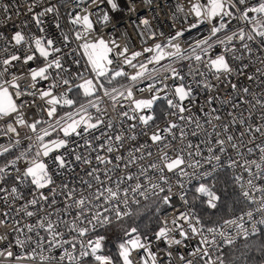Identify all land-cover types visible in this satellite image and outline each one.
<instances>
[{
  "label": "snow or ice",
  "instance_id": "snow-or-ice-1",
  "mask_svg": "<svg viewBox=\"0 0 264 264\" xmlns=\"http://www.w3.org/2000/svg\"><path fill=\"white\" fill-rule=\"evenodd\" d=\"M187 5L169 35L133 21L131 50L113 33L132 0H0V264H161L155 246L191 240L181 264H227L237 240L264 264V0ZM229 185L248 207L205 223L194 205ZM165 208L151 236L135 226Z\"/></svg>",
  "mask_w": 264,
  "mask_h": 264
},
{
  "label": "built area",
  "instance_id": "built-area-1",
  "mask_svg": "<svg viewBox=\"0 0 264 264\" xmlns=\"http://www.w3.org/2000/svg\"><path fill=\"white\" fill-rule=\"evenodd\" d=\"M4 2H10V0H4ZM52 2L55 3L56 0H52ZM132 4L135 6V9H136L135 12H130L128 6H123L122 11L116 14V17L119 20V24H118L119 31L113 33V35L120 38V41L122 44L125 41H127L130 45L131 50H138L144 44V40L139 35H137L140 29H138L132 23L133 21H135L136 24H139L141 20L147 19L150 21L151 30L163 31L165 35H169L174 31V29L172 28L173 20L171 19V16L175 10L176 5L177 4L184 5L185 10H187V6H188L187 0H152L151 4L146 3L145 0H132ZM66 11L67 9L65 8L61 9L62 22H63V17ZM179 15L181 16V19H183V14H179ZM21 18L23 19L26 17H21ZM13 19L14 20L16 19L15 16L13 17ZM180 26L181 25L178 23L176 25L177 29ZM47 27H48L49 32L53 31L51 27V17L48 18ZM184 27H187V25L185 24ZM97 28L99 29L101 35H104L106 39L109 38L108 33L112 32L111 26L107 28H100V26L97 25ZM207 29H208V25H202L200 29H194L190 33H186L185 39H189V38L194 39L198 32L206 33ZM32 30L36 32L37 34H39L38 30H36L35 28H33ZM123 33H127V35L124 36L122 35ZM152 42L153 41L149 40L148 44H151ZM178 42L182 43V41H178ZM40 63L41 61L37 60L35 64H33L32 66L39 65ZM129 71L131 70L129 69ZM23 83L24 82L22 81V84ZM140 86L143 87L144 85L142 84ZM251 87L255 89V85H251ZM37 103L39 104L41 102L37 101ZM36 111H38V109L28 110L26 119L31 120L35 116ZM21 135H23V130H21ZM191 194L192 193L189 192L188 194L189 199H190ZM173 204L180 211L187 210L186 206H182L180 202L175 199L173 200ZM2 207L3 205L0 204V208ZM171 213H172L171 208H165L159 214V221L161 219H164L166 216L168 218H171ZM10 229H11V221H9V224L7 227H0V236L7 235L8 237L6 240L0 241V249L7 250L9 244L12 242L13 236L15 234L12 233ZM152 233L153 232L148 233V235L151 236ZM240 241H243V240H237V242H240ZM186 244H187V247H185V245H181V246H174L171 249H167L164 243H159L157 246L153 248V251L157 252L160 257H163V259L161 260V264H167L168 258L166 257V254H165L166 251L172 252V259L175 261V264H181V261L179 260V254H183L186 257L191 258L189 256V253L194 250V246L196 245V240L188 241L186 242ZM11 250L14 253H20L21 251V249L15 246H13ZM3 259H4L3 257H0V261H3Z\"/></svg>",
  "mask_w": 264,
  "mask_h": 264
},
{
  "label": "trees",
  "instance_id": "trees-1",
  "mask_svg": "<svg viewBox=\"0 0 264 264\" xmlns=\"http://www.w3.org/2000/svg\"><path fill=\"white\" fill-rule=\"evenodd\" d=\"M226 177L222 176V182L218 185V190L223 188V179ZM192 194L190 195L191 199ZM195 210L199 214L205 223L222 222L223 219L231 218L234 215H238L241 210L248 207L242 198L238 194V190L233 188L231 185L228 187L226 195H222V200L216 210L207 209L205 205L197 202ZM162 212V211H161ZM129 226H134L133 221L128 222ZM135 226H139L142 233H151L156 231L161 225L159 222V216L154 211L144 210V214L135 221ZM257 242L261 238H255ZM115 240L116 234H112V242L108 244V248L111 253L115 254ZM244 241L237 242L231 248H225L226 262L227 264H261V257L257 255L253 250L248 251V254L241 255L245 252Z\"/></svg>",
  "mask_w": 264,
  "mask_h": 264
}]
</instances>
